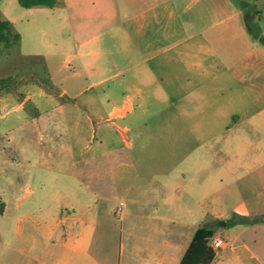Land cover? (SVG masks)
I'll return each mask as SVG.
<instances>
[{
    "label": "crops",
    "instance_id": "1",
    "mask_svg": "<svg viewBox=\"0 0 264 264\" xmlns=\"http://www.w3.org/2000/svg\"><path fill=\"white\" fill-rule=\"evenodd\" d=\"M14 3L0 0L3 20L21 36L18 46L0 51L1 68L10 73L0 79L25 64L43 67L46 82L35 88L25 80L2 91L0 109L24 111L35 101L36 124L50 145L72 129L75 145L61 142L59 155L71 158L82 131L77 118L66 126L63 97L74 116L89 121V145L98 131L100 145L109 133L118 136L121 147L100 155L110 162L129 161L133 149H176L178 134L190 151L252 145L250 130L264 120V0H58L53 8L10 10ZM85 30L89 37L80 41L65 37ZM85 256L51 260L81 264Z\"/></svg>",
    "mask_w": 264,
    "mask_h": 264
},
{
    "label": "rangeland",
    "instance_id": "2",
    "mask_svg": "<svg viewBox=\"0 0 264 264\" xmlns=\"http://www.w3.org/2000/svg\"><path fill=\"white\" fill-rule=\"evenodd\" d=\"M9 7L21 10L18 3ZM65 37L73 43L89 35ZM1 67L0 78L9 76ZM11 75L3 91L25 80L35 88L46 82L41 66L18 64ZM60 92L55 85L53 93ZM58 101L66 126L81 121L71 158L59 155V144L75 145L72 129L50 145L36 124L35 101L24 111L0 109V264H53L77 253L89 256L81 264H178L201 227L213 232V264H264V120L250 130L246 148L190 151L178 134L176 149H133L129 161L110 162L100 155L121 147L118 136L111 132L100 145L98 131L89 145L87 118L73 115L67 97ZM218 237L226 247L215 248Z\"/></svg>",
    "mask_w": 264,
    "mask_h": 264
},
{
    "label": "trees",
    "instance_id": "3",
    "mask_svg": "<svg viewBox=\"0 0 264 264\" xmlns=\"http://www.w3.org/2000/svg\"><path fill=\"white\" fill-rule=\"evenodd\" d=\"M22 8L47 7L53 8L58 4V0H17ZM252 31L253 28H250ZM21 36L17 33L11 22L0 19V51L1 49L11 50L18 46ZM11 78L0 79V91L7 88ZM213 232L207 228H200L196 232L193 241L185 253L180 264H213L216 258L215 251L208 246V239Z\"/></svg>",
    "mask_w": 264,
    "mask_h": 264
},
{
    "label": "built area",
    "instance_id": "4",
    "mask_svg": "<svg viewBox=\"0 0 264 264\" xmlns=\"http://www.w3.org/2000/svg\"><path fill=\"white\" fill-rule=\"evenodd\" d=\"M261 16H262V18H264V10L262 11ZM214 246H215V248H218V249L220 248L221 249V248L226 247L227 244H226V242L222 238L218 237V238H216L214 240Z\"/></svg>",
    "mask_w": 264,
    "mask_h": 264
},
{
    "label": "water",
    "instance_id": "5",
    "mask_svg": "<svg viewBox=\"0 0 264 264\" xmlns=\"http://www.w3.org/2000/svg\"><path fill=\"white\" fill-rule=\"evenodd\" d=\"M220 225H223L224 226L225 225V222H220Z\"/></svg>",
    "mask_w": 264,
    "mask_h": 264
}]
</instances>
